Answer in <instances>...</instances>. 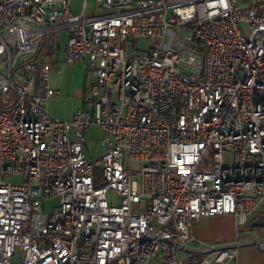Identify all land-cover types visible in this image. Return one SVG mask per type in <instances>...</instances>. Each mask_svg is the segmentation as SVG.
<instances>
[{
	"label": "built area",
	"instance_id": "built-area-1",
	"mask_svg": "<svg viewBox=\"0 0 264 264\" xmlns=\"http://www.w3.org/2000/svg\"><path fill=\"white\" fill-rule=\"evenodd\" d=\"M94 2L0 0V264H232L264 206V0ZM55 55L92 75L68 121ZM212 216L235 242L195 238Z\"/></svg>",
	"mask_w": 264,
	"mask_h": 264
},
{
	"label": "rangeland",
	"instance_id": "rangeland-1",
	"mask_svg": "<svg viewBox=\"0 0 264 264\" xmlns=\"http://www.w3.org/2000/svg\"><path fill=\"white\" fill-rule=\"evenodd\" d=\"M83 1L87 3L88 10H92L94 8V4H95L94 0H69V3L72 9L78 11ZM250 1L251 0H241V3L244 4ZM96 10H98L97 11L98 14H101V11L97 7ZM138 45H139L138 46L139 49H146L148 47V45L144 40L140 41ZM78 63H81L79 65H82L83 62H76L73 65L62 64L59 66L61 70L60 74L52 75L50 77V83L52 87L60 92V95L54 96L47 103V110L54 118L60 120L70 119V117L73 115V113L77 108L76 107L78 103L77 94H80V92L83 91V89L84 90L88 89L92 81L91 73L87 70L86 67L82 68L81 66L77 65ZM14 98H15L14 93L12 91H8L7 93L0 95V102L3 104H10L12 103ZM101 139H102V133L100 132V130L97 127H90L85 137V146H84V152L89 161L96 160L101 156L102 154V145L100 143ZM9 181L13 183H19L22 181V179L19 177H11L9 178ZM55 204H56L55 199L46 200L44 202L43 214L44 215L50 214ZM204 218H205L204 220L207 221L213 220L212 221L213 224L211 226L212 232L208 231L207 233L210 234L214 233V235L217 238H222L225 235H231V237H233L234 222L232 217L229 216V218H225L222 216H212V217H204ZM245 229L240 228L239 231L243 233ZM195 238L204 244H209L200 240L196 236ZM213 244H218V243H213ZM16 260L17 258H14L13 263H15Z\"/></svg>",
	"mask_w": 264,
	"mask_h": 264
},
{
	"label": "crops",
	"instance_id": "crops-1",
	"mask_svg": "<svg viewBox=\"0 0 264 264\" xmlns=\"http://www.w3.org/2000/svg\"><path fill=\"white\" fill-rule=\"evenodd\" d=\"M69 5H70V3H69ZM70 8L74 14H79L81 11V6H80V9L78 11L72 9L71 6H70ZM97 11L98 10H96L95 4H94V8L92 10H88L87 9V3H86V14L87 15L98 14ZM61 55H62V53H61V51H59V56H61ZM52 62L55 64L56 67H58L60 69L59 66L62 65V62H61V59H59L57 57V55H55L52 58ZM79 64H81V63H78L77 65H79ZM79 66H81L83 68V67H86V64L82 63V65H79ZM54 75H57V74H54ZM50 86H51V88H53L51 83H50ZM53 89L58 91L55 88H53ZM87 90L88 89H86V90L83 89V91H81L80 94H77L78 103L76 106L77 107L76 110L82 106L83 98L86 95ZM58 95H60V92ZM68 120H70V119H68ZM68 120H63V121H68ZM222 217L229 218V216L228 217L222 216ZM204 219L205 218L200 219L192 227V233L197 238H199L200 240H202L206 243H209V244H213V243L230 244V243H233L236 241L235 228L234 227H233L234 228L233 237H231V235H225L222 238H217L214 235V233L213 234L207 233L208 231L209 232L211 231V226L213 224V222H212L213 220L207 221ZM245 228H246L245 231L243 233H240L239 242H242V243L247 242V243L242 244L238 247L236 258L232 264H264V253L260 252L254 244L249 243V242H254L256 240H259V239H264V206H260L258 208V210L256 211V213H254L253 215L248 217L247 225ZM229 231H231V230H229Z\"/></svg>",
	"mask_w": 264,
	"mask_h": 264
},
{
	"label": "trees",
	"instance_id": "trees-1",
	"mask_svg": "<svg viewBox=\"0 0 264 264\" xmlns=\"http://www.w3.org/2000/svg\"><path fill=\"white\" fill-rule=\"evenodd\" d=\"M2 107V104H1V102H0V108Z\"/></svg>",
	"mask_w": 264,
	"mask_h": 264
}]
</instances>
